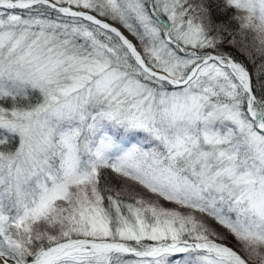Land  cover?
I'll return each mask as SVG.
<instances>
[{"label":"snow or ice","instance_id":"6c2138e0","mask_svg":"<svg viewBox=\"0 0 264 264\" xmlns=\"http://www.w3.org/2000/svg\"><path fill=\"white\" fill-rule=\"evenodd\" d=\"M0 264H264V0H0Z\"/></svg>","mask_w":264,"mask_h":264},{"label":"trees","instance_id":"16d2710c","mask_svg":"<svg viewBox=\"0 0 264 264\" xmlns=\"http://www.w3.org/2000/svg\"><path fill=\"white\" fill-rule=\"evenodd\" d=\"M227 242H229V243H234V242L232 241L231 237L228 238V241H227Z\"/></svg>","mask_w":264,"mask_h":264}]
</instances>
